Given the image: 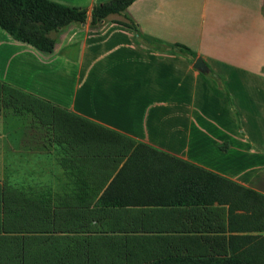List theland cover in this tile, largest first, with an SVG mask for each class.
<instances>
[{
  "label": "crops",
  "instance_id": "obj_1",
  "mask_svg": "<svg viewBox=\"0 0 264 264\" xmlns=\"http://www.w3.org/2000/svg\"><path fill=\"white\" fill-rule=\"evenodd\" d=\"M52 1L90 9L106 0ZM90 21L61 28L48 53L0 28L8 57L0 67L17 72L0 73V83L35 106L15 138L42 170L58 172L61 187L74 188L64 212L75 229L58 232L63 249L72 239L74 262H177L226 256L231 236L234 244L264 235V219L241 230L238 194L228 203H164L173 167L127 163L143 145L264 201V0H135L121 15ZM125 163L105 195L124 205H102Z\"/></svg>",
  "mask_w": 264,
  "mask_h": 264
},
{
  "label": "rangeland",
  "instance_id": "obj_2",
  "mask_svg": "<svg viewBox=\"0 0 264 264\" xmlns=\"http://www.w3.org/2000/svg\"><path fill=\"white\" fill-rule=\"evenodd\" d=\"M5 58H8L7 53L4 48H0V61ZM28 59L26 57L22 59L21 69L18 70V83L22 85L29 79L25 68ZM13 71L11 65L6 70L0 67V73H5V77H14L17 72ZM34 108L35 106L26 101L24 94L0 83V262L103 264L74 262L72 239L68 241V249L67 246L63 249L64 242L57 241L59 231L75 229L74 220H71L72 222L67 220L64 212L66 208L74 207L72 203L74 188L61 187L57 179L58 172L42 170L41 164L32 159L34 155L31 153L28 155L25 147L20 146L24 139L15 138L25 136L29 129L26 112ZM37 113L35 112L36 115ZM40 115L39 113V119ZM143 153L150 157L147 150ZM40 157L37 155L38 160ZM237 194L241 198L243 208L241 230H258L262 227L264 219V201L252 191ZM240 236V240L239 237L235 238L237 242L233 247L249 249L250 252L261 247L264 249L263 234L258 232Z\"/></svg>",
  "mask_w": 264,
  "mask_h": 264
},
{
  "label": "trees",
  "instance_id": "obj_3",
  "mask_svg": "<svg viewBox=\"0 0 264 264\" xmlns=\"http://www.w3.org/2000/svg\"><path fill=\"white\" fill-rule=\"evenodd\" d=\"M135 0H106L87 7L70 6L52 0H0V28L13 39L26 43L36 50L48 53L53 50L54 34L70 23H83L90 18V25L95 26L102 20L124 13ZM127 26L135 27L134 23L125 22ZM180 51L189 56L195 54L186 46L177 44ZM219 93L217 89L214 90ZM27 101V100H26ZM144 150L150 157H147ZM136 158L150 160L148 163H158L172 166L171 197L164 203L169 204H210L214 201L228 203L231 196L238 192L250 193L249 189L234 184L211 172L200 169L192 164L173 158L146 146L139 145L127 160L135 162ZM125 163L117 176L102 193L99 202L102 205H124V202H108L106 194L114 190L115 185L123 176ZM127 164V165H126ZM119 174V175H118ZM232 203V201H231ZM264 208V205H263ZM239 237V238H238ZM241 239V236H236ZM233 237H230V252L226 256L209 258H182L177 262H105L106 264H264V249H249L233 247ZM244 239V238H243ZM237 242V241H236ZM236 242L234 244H236ZM241 249V250H240ZM259 259V262H258ZM261 259L263 261H261ZM104 264V262H101Z\"/></svg>",
  "mask_w": 264,
  "mask_h": 264
},
{
  "label": "water",
  "instance_id": "obj_4",
  "mask_svg": "<svg viewBox=\"0 0 264 264\" xmlns=\"http://www.w3.org/2000/svg\"><path fill=\"white\" fill-rule=\"evenodd\" d=\"M195 66H196V67H200L199 62L196 61Z\"/></svg>",
  "mask_w": 264,
  "mask_h": 264
}]
</instances>
